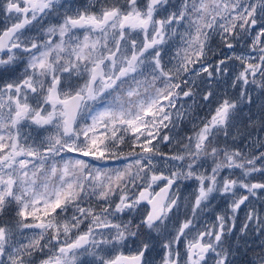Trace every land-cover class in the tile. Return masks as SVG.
I'll return each mask as SVG.
<instances>
[{
    "label": "snow or ice",
    "instance_id": "snow-or-ice-1",
    "mask_svg": "<svg viewBox=\"0 0 264 264\" xmlns=\"http://www.w3.org/2000/svg\"><path fill=\"white\" fill-rule=\"evenodd\" d=\"M95 7L0 4V218L13 213L0 219V264H264V138L236 143L264 130V118L237 123L250 86L264 92V0ZM214 36L247 54L208 63ZM173 38L181 46L165 61ZM230 60L235 95L200 92L215 107L177 139L196 119L177 107L197 104L187 77L227 76Z\"/></svg>",
    "mask_w": 264,
    "mask_h": 264
},
{
    "label": "rangeland",
    "instance_id": "rangeland-1",
    "mask_svg": "<svg viewBox=\"0 0 264 264\" xmlns=\"http://www.w3.org/2000/svg\"><path fill=\"white\" fill-rule=\"evenodd\" d=\"M3 1V0H2ZM136 34L133 33V36ZM174 43H170V47L168 45V55L165 56V61H167L171 56L175 55V52L177 49L181 46V42L173 38ZM221 45V47H220ZM224 44L221 42L220 38L218 36H214L213 39L210 41V47L212 49L211 53L208 55V63H211L215 65L216 62H218L220 59H223L235 52L236 55L240 54H247V46L244 43L238 44L237 49H228ZM173 63L175 61L173 60ZM199 67V65H197ZM229 72L227 76L222 77H216L212 80H205L204 76L201 77H187L189 80L195 79L196 80V87L194 90L198 93L195 97L197 104H192L191 98H181L177 102V107L179 108L181 105L184 106L185 109H191L192 116L196 117V119H192L191 117H186L178 126L177 129L174 131V135L177 139H181L186 135H192L194 132L193 124H196L199 122L201 118H206L210 116L212 108L215 107V104H209L205 105L204 102L200 99V92H203L206 90V88H211L214 90V92L222 95L225 91L228 92L229 95H235L236 91L235 89H231L228 87V85L231 82V79L236 71L239 70V62L236 60H230L228 62ZM250 91L253 96V104L248 106H243L242 110V119L245 123L247 116H251V118L255 119L258 117L259 113L262 111L261 105L264 104V92H261L256 86L252 85L250 86ZM262 114L264 111L261 112ZM238 123V122H237ZM239 124V123H238ZM262 138H264V132L261 133ZM231 143V141H229ZM237 143V142H236ZM124 149V152L127 153L126 150H129L128 143L126 141V144L122 146ZM161 151L165 153H173L180 150L179 144H161L160 145ZM128 161H111L106 164H102L103 167H122L124 163H127ZM167 171V170H165ZM194 188V183L192 181H184L182 182L181 186V193L183 196H190L192 190ZM217 207H221L223 205L222 201H216ZM258 206V205H257ZM13 213L10 211L7 216L0 218L5 221L10 220ZM243 213H241V216ZM129 217L127 215L124 216V219L127 220ZM202 223H211L212 222V216L211 213H206L202 216Z\"/></svg>",
    "mask_w": 264,
    "mask_h": 264
},
{
    "label": "flooded vegetation",
    "instance_id": "flooded-vegetation-1",
    "mask_svg": "<svg viewBox=\"0 0 264 264\" xmlns=\"http://www.w3.org/2000/svg\"><path fill=\"white\" fill-rule=\"evenodd\" d=\"M68 2L70 4H72L73 6H75L77 8H81V9L88 8L91 4H95L97 7L92 8L91 10L97 11L98 10V7H99V4L102 3V2H104V0H68ZM107 2L108 3H112L113 0H107ZM121 2H122V0H121ZM173 2L178 5L180 3V0H173ZM2 3H3V1L0 0V4H2ZM5 15H6V13H3L2 11H0V27H2L6 23V21L4 19ZM53 22H56V21L53 20ZM170 43H174L173 39H172V41H170ZM220 47H221V45H220ZM238 47L239 46L237 45V47L235 49H237ZM165 48L168 51V49H167L168 48V45H166ZM261 112L259 113L258 117L255 118V119L264 118V113L262 114ZM242 117H243V115L241 114V116L237 120V122L239 124L244 123ZM248 117L249 116H247V118ZM246 122H247V119H246L245 123ZM262 132H264V130H257L252 136H249L247 138H242V139L238 140L237 141V146L246 149L250 145V143L256 139V136L257 135L262 138V135H261ZM255 150L257 152L258 151H264V148H261L260 145L257 144ZM254 175H255V179H257V180L261 179V177H260V175L258 173L257 174H254ZM160 186H163V185L161 184ZM157 190H158V188H157ZM154 255H156V254L154 253ZM158 259H159V256H157V260Z\"/></svg>",
    "mask_w": 264,
    "mask_h": 264
},
{
    "label": "trees",
    "instance_id": "trees-1",
    "mask_svg": "<svg viewBox=\"0 0 264 264\" xmlns=\"http://www.w3.org/2000/svg\"><path fill=\"white\" fill-rule=\"evenodd\" d=\"M127 152L129 151V150H126Z\"/></svg>",
    "mask_w": 264,
    "mask_h": 264
}]
</instances>
